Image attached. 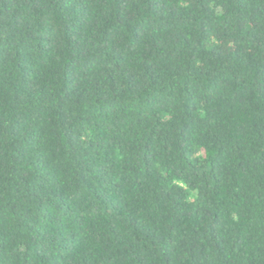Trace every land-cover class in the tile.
Segmentation results:
<instances>
[{"label": "trees", "instance_id": "obj_1", "mask_svg": "<svg viewBox=\"0 0 264 264\" xmlns=\"http://www.w3.org/2000/svg\"><path fill=\"white\" fill-rule=\"evenodd\" d=\"M0 264H264V0H0Z\"/></svg>", "mask_w": 264, "mask_h": 264}]
</instances>
